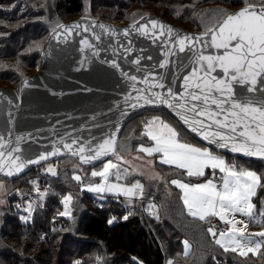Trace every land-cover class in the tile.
Masks as SVG:
<instances>
[{"label":"snow or ice","instance_id":"snow-or-ice-1","mask_svg":"<svg viewBox=\"0 0 264 264\" xmlns=\"http://www.w3.org/2000/svg\"><path fill=\"white\" fill-rule=\"evenodd\" d=\"M144 19L142 16L141 20ZM56 27L70 34L81 25L57 24ZM95 27L103 29L110 36L118 34L114 29L93 22L92 28ZM130 28L158 44L162 59L152 66V70H145L141 66L142 59L153 58H133L135 49L132 40L129 39L127 43L117 41L127 54L124 58L136 66V72L142 73L140 77L130 75L121 69L119 63L111 62L112 67L119 69L132 82L136 95L130 93L126 102L135 101L129 104L133 110L147 105L166 107L183 126L177 127L160 116H154L144 123L141 133L154 143L149 147L142 144L138 151L149 157L158 156L159 163L174 169L177 176L204 178L199 183L170 180L181 190L180 199L188 215L208 223L207 232L224 252L237 253L241 257L249 253L259 254L264 248V231L246 232L248 223L236 219V215L257 223L264 221V200L259 209L253 202L258 189L264 190V172L229 162L214 149L264 161V0L255 3L246 0L239 11L224 13L222 21L199 35L177 32L171 26L151 18L143 24L134 21ZM82 31L89 32L90 29L83 27ZM131 31L124 29L123 35L129 37ZM92 36L95 41L102 40V34L92 33ZM81 43L87 48L94 47L87 37ZM179 54H184L182 59ZM181 68L185 69L183 74H180ZM156 69H166L167 72ZM177 81H180L179 88L176 87ZM137 84L144 87H137ZM184 129L214 148L189 142L185 139ZM22 140L23 137L13 140L10 134L0 133V173L9 177L19 175L29 165H39L47 161L50 155H59L62 149H66L73 156H78L83 164L100 162L102 165L100 170L91 171V177H98L99 182L89 185L88 191L122 195L128 198L130 206L134 199L144 198L145 186L135 179L134 172L121 168L111 159H104L113 155L118 161L127 163L117 153L112 137L103 139L95 146L92 141L84 143L79 138H73L70 142L61 139L60 146H55L51 153L40 154L34 159L24 155ZM46 171L56 175V170L51 166ZM130 177L134 182L122 183L129 181ZM73 179L83 182L80 175H75ZM29 183L43 200L47 191L41 192L37 181ZM3 187L0 183V191ZM71 201V195L63 198L65 211L60 213L61 216L71 215L68 207ZM32 207L29 204L26 210L30 212ZM150 207L155 208L154 205ZM212 218H217L226 227L218 230L212 225ZM124 219H128V216ZM113 220L110 219L109 224ZM183 243L184 254L187 255L190 244L188 241ZM168 264H172V261Z\"/></svg>","mask_w":264,"mask_h":264},{"label":"rangeland","instance_id":"rangeland-1","mask_svg":"<svg viewBox=\"0 0 264 264\" xmlns=\"http://www.w3.org/2000/svg\"><path fill=\"white\" fill-rule=\"evenodd\" d=\"M56 2H60V0H6V2L0 5V85L18 90L21 79L37 71L41 51L48 37L47 35L51 32L53 26L61 21V13L55 8ZM118 2V5L115 4L112 9V13L117 15L119 19L116 24L132 23L136 19L152 12L188 30L204 31L211 28L212 25L214 26L224 13H229L240 6L244 7L246 0H191L189 3L178 2L175 4H168L163 1H161L162 3H156L146 0H135L133 2L129 0H118ZM252 2L255 3L257 0H252ZM161 4H163L162 6L166 10L160 7ZM96 5L99 6V0H82V12L75 16L66 15L64 19L69 20L77 17L91 18L95 14L94 11L97 10L95 8ZM115 15L112 16L115 17ZM136 115L138 116H132V119L130 118L128 120L116 144L117 153L127 163L118 161L116 156H111L109 159L113 160L114 163H118L121 168H128L130 173L134 172L135 179H139L144 186L149 182L156 181V183H162L165 189L162 187L160 189L155 188V194L146 197L148 190L145 186L144 198L142 200L134 199L130 206L128 204V198L122 195L100 194L87 190L89 185H94L99 182V178L91 177L90 173L93 170H100L102 167L100 163L96 166H82L75 159L61 158L40 165L35 170L15 180L1 177L0 183L4 187L0 191V201H3L0 203V211L3 210L11 213L12 216H17L23 223L31 222L34 212L44 208L45 201L51 197L52 190L50 184L56 179L63 184L64 191H68L61 196L62 206L60 207V213L65 211L63 198L67 195L72 196V201L68 205L71 215L64 217H69L72 220L73 212L75 211L73 206L75 200H77V195H82L83 198L85 194H89L95 200V204L99 206L103 204L104 208H107L105 205L109 203L107 202L108 200H112L113 202L117 200L119 205L117 203L115 204L117 206H123L127 213L130 212L133 214L137 209H142L141 215L145 218L143 219V224L152 229L159 238H161L163 228L173 238L170 226L172 227L174 218L171 216V211H169V203L166 197L173 195V186L177 189L179 197H181L182 192L170 183L172 174L166 175L160 171V167L157 164L159 163L158 156L149 157L139 152L138 149L142 144L145 147H149L154 143L147 137L141 135V129H144V123L151 120L154 116H160L166 121L175 124L177 127L181 125H178L179 123L176 119H173L172 116L163 110H145ZM194 144L203 146L199 143ZM223 156L228 160L225 155ZM136 157H141V159H136ZM229 162H234L241 167L250 168L257 172H264V161H247L230 156ZM50 166L56 170V175H52L46 171ZM75 175H80L83 182L81 183L73 179ZM182 180L190 183L203 181V179H197L196 181ZM29 181H37L39 190L41 192L47 191L43 200L40 199L35 187ZM131 182H134L131 177L129 181H122V183L129 184ZM158 192L161 193L158 194ZM155 195H157V199H154ZM254 198L253 202L257 205V209H259L261 207V201L264 200V190L258 189L256 200ZM180 201L183 204L181 199ZM29 204L33 206L30 212L26 210ZM151 205H154L155 208H151ZM110 209H113L112 205H110ZM184 210L187 213L185 207ZM114 213L113 211L112 214ZM157 216L158 218H156ZM24 217H27V219H24ZM236 219L244 220L248 223V228L246 229L248 233L264 231V221L254 226L255 221H249L247 217L241 216L240 214L236 215ZM164 221L167 222L165 226L163 225ZM251 225H253L252 228ZM240 226L242 227V225ZM175 241L177 240L173 238L172 243ZM184 241L187 240L181 242L183 253L185 252ZM168 247L171 248L170 245ZM248 255L256 256L252 253ZM101 260H98L100 264H102L100 262ZM167 261H173V259ZM167 261H165L166 264H168Z\"/></svg>","mask_w":264,"mask_h":264},{"label":"water","instance_id":"water-1","mask_svg":"<svg viewBox=\"0 0 264 264\" xmlns=\"http://www.w3.org/2000/svg\"><path fill=\"white\" fill-rule=\"evenodd\" d=\"M241 8L229 13L237 12ZM143 17H145L144 20L140 17L135 21L143 24L149 18L156 19L171 26L177 32L193 35L206 31L187 30L152 13ZM223 18L224 16L212 27H215ZM93 22L96 25L114 29L118 34L110 36L99 27L92 28ZM59 24L66 26L79 24L81 28H74L69 34L54 26L44 43L37 71L22 78L18 90L0 86V133L10 134L13 140L23 137L21 147L26 157L34 159L40 154L51 153L55 146H60L61 139L70 142L73 138H79L84 143L92 141L95 146L103 139L112 137L117 144L128 120L145 110L167 111L178 122V117L166 107L147 105L133 110L129 104L135 101L126 102L130 93L132 96L136 95L132 89V82L123 76L119 69L112 67L111 62L119 63L121 69L129 72L130 75L140 77L142 73L136 72V66L124 58L127 54L120 48L117 41L127 43L129 39L132 40L135 49L133 58L136 56L153 58L152 60L142 59L141 66L145 70H152V66L162 59V50L158 44H154L150 38L131 31L130 26L133 22L119 25L93 17H77ZM83 27H89L90 31L83 32ZM124 29L131 31L129 37L123 35ZM57 33L60 35L57 36ZM92 33L102 34V40L95 41ZM85 37L92 41L93 48H87L81 43ZM140 49L144 51L141 52ZM183 55L179 54L180 59ZM156 71L167 72L166 69H156ZM184 71L185 69L181 68L180 74ZM179 84L180 81H177V88ZM137 87H144V85L137 84ZM125 112L128 114L123 115L122 113ZM184 130L187 132L186 129ZM187 133L203 145L214 148L194 133ZM214 150L234 158L261 161L226 150ZM111 156L113 155L104 159L107 160ZM61 158L75 159L82 166H96L100 163L83 164L78 156H73L66 149H62L61 154L50 155L47 161H42L39 165H29L19 175L9 177L0 173V178L15 180L40 165Z\"/></svg>","mask_w":264,"mask_h":264},{"label":"trees","instance_id":"trees-1","mask_svg":"<svg viewBox=\"0 0 264 264\" xmlns=\"http://www.w3.org/2000/svg\"><path fill=\"white\" fill-rule=\"evenodd\" d=\"M146 1L175 4L189 3L191 0ZM4 2L0 0V5ZM117 3H119L118 0H99V6L96 5L97 10L94 11L95 14L92 17L116 24L119 19L112 13V9ZM55 5L61 13L59 23L68 20L64 19L66 15L75 16L82 12V0H60ZM162 5L160 7L166 10ZM223 16L224 14L221 18ZM141 130L142 133L144 129ZM184 135L189 142L203 145L185 130ZM229 157L227 156L228 161ZM157 164L162 173L173 175L171 179L187 181L204 179L177 176L174 169ZM50 185L51 197L45 201L44 208L34 212L31 222L23 223L17 216H12L11 213L3 210L0 211V264H77V262L79 264H100L98 260L101 259L102 264H166L165 261L172 259V264H264V248L256 256L240 257L232 252H224L207 232L208 223L196 220L185 212L184 205L174 186L173 195L166 197L169 211L174 218L173 228L170 226V231H172L173 238L177 240L172 243V236H169L164 228L159 238L152 229L143 224L145 218L141 215L142 209H137L133 214L127 213L123 206L115 204L119 205L117 200L115 202L108 200L109 203L105 205L107 208H104L103 204L100 206L95 204V200L89 194H85L83 198L82 195H77L73 206L75 210L73 219L61 216L60 199L68 191H64L63 184L59 180L54 179ZM145 186L148 190L146 197L153 196L155 188L165 189L162 183H156V181L149 182ZM154 199H157V195ZM110 205L113 206L112 210ZM113 211L114 214H112ZM124 215L128 216V219H123ZM113 218V223L109 224L108 221ZM166 223L164 221L163 225L165 226ZM257 224L256 222L253 225ZM183 240L191 244L187 255L183 253L181 245ZM169 245L171 248L168 247Z\"/></svg>","mask_w":264,"mask_h":264},{"label":"built area","instance_id":"built-area-1","mask_svg":"<svg viewBox=\"0 0 264 264\" xmlns=\"http://www.w3.org/2000/svg\"><path fill=\"white\" fill-rule=\"evenodd\" d=\"M211 223L212 225H214L218 230H223L226 225H224L223 223H221L217 218H212L211 219Z\"/></svg>","mask_w":264,"mask_h":264},{"label":"crops","instance_id":"crops-1","mask_svg":"<svg viewBox=\"0 0 264 264\" xmlns=\"http://www.w3.org/2000/svg\"><path fill=\"white\" fill-rule=\"evenodd\" d=\"M215 151V150H214ZM217 152V151H216ZM219 153V152H218ZM221 154V153H220ZM223 155H225V154H223ZM226 156V155H225ZM227 157V156H226ZM215 243V242H214ZM191 245V244H190ZM222 249V248H221ZM233 253V252H232ZM237 256H239L238 254H236ZM241 257V256H240Z\"/></svg>","mask_w":264,"mask_h":264}]
</instances>
